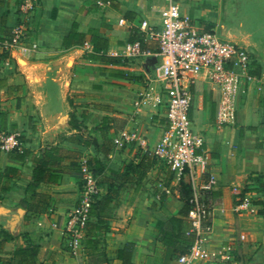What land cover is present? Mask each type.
<instances>
[{"label":"crops","instance_id":"obj_1","mask_svg":"<svg viewBox=\"0 0 264 264\" xmlns=\"http://www.w3.org/2000/svg\"><path fill=\"white\" fill-rule=\"evenodd\" d=\"M95 1L38 0L29 20L35 34L26 41L28 47L4 50L1 43L21 17L16 0H0V133L18 135L21 149L31 152L29 158L19 161L16 150L0 148V230L12 237L0 254V264H17L12 252L27 242L40 247L38 264H88L94 254L103 255L99 264H121L115 251L126 243L134 245L132 264H149L151 259L152 264H165L162 254L156 255L158 244L164 253L157 234L168 217L180 216V194L175 189L169 195L161 192L160 185L170 172L157 159L143 162L141 173L134 171L133 165L143 155L153 157L136 141L122 146L114 141L123 133L134 132L145 137L151 149L164 128L165 111L139 101L149 84L156 86L152 81L159 74L161 59L157 43L145 38L138 26L146 20L159 27L166 0H100L107 3L102 7ZM174 1L197 31L221 28L224 33L219 15L222 0ZM121 18L127 22L125 26L118 24ZM74 20L77 32L92 29L107 41V48L99 52L105 61L86 58L93 52L88 36L81 46L63 47ZM225 39L251 54L259 74L235 98V123L222 128L216 126V93L202 81L193 89L189 114L193 131L204 140L196 152L202 150L205 155L197 171L214 181L212 230L206 247L215 252L231 248L227 262L196 260L193 264H264V39L258 46L245 39ZM135 41L140 42L142 54L128 56L124 46ZM72 121L82 126L76 128ZM101 123L105 138L96 148L73 142L75 136H98L93 128ZM50 146L96 158L105 169L100 180L110 176L109 170L118 173L110 177L118 194L105 228H88L75 250L63 237V225L80 199L81 174H63L56 185L39 186L38 192L51 197L44 213H26L20 206L31 181L33 158ZM7 166L17 168V173H5ZM4 187L9 190L3 192ZM105 193L103 189L102 195ZM244 198L249 204L240 210Z\"/></svg>","mask_w":264,"mask_h":264},{"label":"built area","instance_id":"obj_2","mask_svg":"<svg viewBox=\"0 0 264 264\" xmlns=\"http://www.w3.org/2000/svg\"><path fill=\"white\" fill-rule=\"evenodd\" d=\"M98 6L106 4L95 1ZM38 0H20L17 14L20 22L9 38L1 43L4 50L13 47L26 49V41L35 31L29 20L37 9ZM125 26L121 18L118 22ZM140 33L158 45L157 56L161 63L159 74L155 78L156 86L149 84L139 101L151 102L165 111V125L154 147L149 149L145 137L137 133H123L114 143L122 146L136 141L138 147L149 152L169 170L171 180L168 186L160 185L163 194L178 191L183 182L189 188L186 235L192 238L188 251L179 256L177 264H193L196 260L227 262L231 259V248L223 247L221 252L210 251L206 244L212 230V205L210 193L214 181L210 177L198 174L197 168L205 162L204 152L200 150L203 137L193 131L189 114L192 93L198 81L210 85L216 93L215 120L217 128L232 125L236 120L235 98L243 92L244 84L251 81L253 57L245 48L230 40L223 39L217 31H197L187 15H183L180 6L174 0H166L160 11L159 27H152L146 20L138 26ZM128 56L142 54L140 42L135 41L124 46ZM0 148L3 150H21V142L16 134L0 133ZM82 192L76 206L67 215L63 225V237L68 247L75 250L80 244L89 221L91 204L100 198L103 189L97 185L96 178L82 165ZM249 204L242 199L238 209Z\"/></svg>","mask_w":264,"mask_h":264},{"label":"trees","instance_id":"obj_3","mask_svg":"<svg viewBox=\"0 0 264 264\" xmlns=\"http://www.w3.org/2000/svg\"><path fill=\"white\" fill-rule=\"evenodd\" d=\"M20 0H16L19 3ZM76 20V18H75ZM73 21L72 30L67 37L63 39V47L69 48L71 46H81L86 41L87 36L89 42L93 46V52L87 53L86 58L91 61H105L104 55H99V52L104 51L108 43L103 38L97 35L95 30H88L87 33H79L76 31V21ZM251 76H258V68L251 69ZM73 126L79 128L82 123L72 121ZM104 123L94 127L93 130L98 132L96 137H83L75 136L73 142L84 147H97L98 142L105 138L104 135ZM19 140L22 139L19 137ZM15 158L19 161H24L31 156V152L27 149H21L13 151ZM154 157H148L143 155L140 162L133 165L134 171L141 173L139 170L143 162H149ZM82 165H85L89 171L96 178L97 185L106 191L104 195H101L99 199L94 201L89 209V221L86 225L84 233L88 230L100 231L105 228L106 222L110 219V210L116 205L118 186L114 184L112 178L117 177L118 173L109 170L108 178H101L99 176L105 171L104 167L96 158H84L80 153L64 149L58 146H50L43 148L39 154L33 158L31 166V181L24 189V198L20 202V206L26 213H44L51 202V197L48 194L38 192V188L41 184L56 185L63 174L75 173L81 174ZM17 168L7 166L4 170L5 173H17ZM170 182V175L166 176L165 180L161 183L162 186H168ZM82 184V183H81ZM264 188V185H263ZM3 192L9 190V187H4ZM159 190V189H158ZM178 192L183 202V208L180 212V216H170L167 219L163 228L158 231L157 238H159L162 246L164 247V253H162V259L165 264L185 254L191 244L192 238L185 233L188 229V222L186 216L189 210L188 198L190 195L189 188L186 184L181 183L179 185ZM3 200V198H0ZM24 219H27L25 215ZM90 219L93 222H90ZM12 237L6 232L0 230V254L4 251V246L8 243ZM133 243H126L122 248L115 251V257L121 262V264H132V252ZM40 252V247L31 242H27L24 247L15 249L12 252V259L17 261V264H38L36 258Z\"/></svg>","mask_w":264,"mask_h":264},{"label":"rangeland","instance_id":"obj_4","mask_svg":"<svg viewBox=\"0 0 264 264\" xmlns=\"http://www.w3.org/2000/svg\"><path fill=\"white\" fill-rule=\"evenodd\" d=\"M219 15L220 25L225 28L224 33L221 28L217 31L221 38L237 42L245 39L257 46L264 39V0H222ZM159 245L156 255L160 257L163 252ZM102 258L103 255L94 254L89 257L88 264H99ZM152 262L151 259L149 264Z\"/></svg>","mask_w":264,"mask_h":264}]
</instances>
